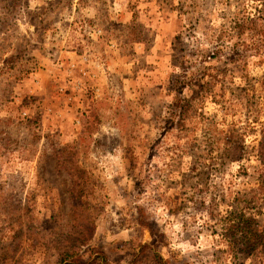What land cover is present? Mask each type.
<instances>
[{"label": "rangeland", "instance_id": "obj_1", "mask_svg": "<svg viewBox=\"0 0 264 264\" xmlns=\"http://www.w3.org/2000/svg\"><path fill=\"white\" fill-rule=\"evenodd\" d=\"M0 264H264V0H0Z\"/></svg>", "mask_w": 264, "mask_h": 264}, {"label": "crops", "instance_id": "obj_2", "mask_svg": "<svg viewBox=\"0 0 264 264\" xmlns=\"http://www.w3.org/2000/svg\"><path fill=\"white\" fill-rule=\"evenodd\" d=\"M99 68H100V67H99ZM80 69H81L82 72L87 73L86 70H85V67H84V66H80ZM100 69H104V66L102 65ZM111 70H112V72H114L115 74H121L120 72H121L122 69L120 68L119 71H118V66L116 67V65H113V66L111 67ZM89 72H93V73H95V71H93V67L91 68V70H90ZM75 81H76V80H75ZM75 81H74V83H75ZM105 81H106V77H105L104 75H102V72L99 73V77L96 79V82L99 83V87L97 88L98 91H100V90L102 89L101 86L104 85L103 83H104ZM106 82H107V81H106ZM100 85H101V86H100Z\"/></svg>", "mask_w": 264, "mask_h": 264}, {"label": "trees", "instance_id": "obj_3", "mask_svg": "<svg viewBox=\"0 0 264 264\" xmlns=\"http://www.w3.org/2000/svg\"><path fill=\"white\" fill-rule=\"evenodd\" d=\"M63 259H64V258H60V259H59V262L61 263Z\"/></svg>", "mask_w": 264, "mask_h": 264}]
</instances>
